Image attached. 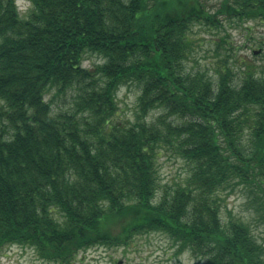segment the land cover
Masks as SVG:
<instances>
[{
	"label": "trees",
	"instance_id": "16d2710c",
	"mask_svg": "<svg viewBox=\"0 0 264 264\" xmlns=\"http://www.w3.org/2000/svg\"><path fill=\"white\" fill-rule=\"evenodd\" d=\"M28 1L0 0V251L71 264L160 232L206 264H264L250 225L223 222L219 202L244 187L264 225V51L260 64L241 60L238 81L226 34L212 41L215 79L186 65L193 27L264 19V0ZM87 54L103 62L86 67ZM126 85L139 90L137 115L122 123ZM51 90L71 95L70 111L51 109ZM164 152L187 172L159 193Z\"/></svg>",
	"mask_w": 264,
	"mask_h": 264
},
{
	"label": "rangeland",
	"instance_id": "374dc122",
	"mask_svg": "<svg viewBox=\"0 0 264 264\" xmlns=\"http://www.w3.org/2000/svg\"><path fill=\"white\" fill-rule=\"evenodd\" d=\"M215 9L220 0H205ZM21 6V1L16 0ZM224 23V30L215 31L202 27H193V39L198 43L186 62L188 68L207 72L212 79L217 74L215 69L220 67L219 58L223 51L218 54L213 50L212 41L219 36L225 35L229 42V61L235 74V81L242 77L243 62L260 64L262 62L263 46L259 41L264 37V19L234 21ZM258 50V53H253ZM243 60V62H241ZM103 59L96 54H87L83 65L92 67L100 64ZM139 90L134 85L122 86L117 92V113L114 119L122 123L133 122L137 115V97ZM51 101V109L55 113L70 111L73 106L72 97L69 93L56 94L51 90L47 95ZM157 116L151 112L149 120ZM158 182L160 193L166 188L175 186L181 182L187 172L184 162L173 156L170 152H164L158 159ZM220 217L223 222L229 218H241L250 225L253 235L258 243L264 247V225L258 220L254 212L253 195L244 187L236 186L233 189H224L219 193ZM206 264L205 260L193 255L189 251H178V245L160 232H150L135 235L126 246H93L80 251L72 260L71 264ZM0 264H56L41 259L36 251L29 247L18 244L5 246L0 251Z\"/></svg>",
	"mask_w": 264,
	"mask_h": 264
},
{
	"label": "water",
	"instance_id": "95a60500",
	"mask_svg": "<svg viewBox=\"0 0 264 264\" xmlns=\"http://www.w3.org/2000/svg\"><path fill=\"white\" fill-rule=\"evenodd\" d=\"M259 51H254V53H258ZM117 264H120L119 262Z\"/></svg>",
	"mask_w": 264,
	"mask_h": 264
}]
</instances>
